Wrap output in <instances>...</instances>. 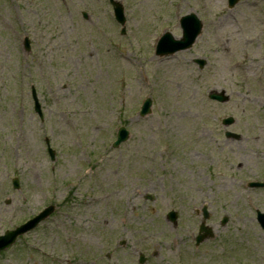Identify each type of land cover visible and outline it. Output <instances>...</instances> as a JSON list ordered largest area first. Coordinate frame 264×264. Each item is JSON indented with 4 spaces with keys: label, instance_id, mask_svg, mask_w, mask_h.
I'll list each match as a JSON object with an SVG mask.
<instances>
[{
    "label": "rangeland",
    "instance_id": "obj_1",
    "mask_svg": "<svg viewBox=\"0 0 264 264\" xmlns=\"http://www.w3.org/2000/svg\"><path fill=\"white\" fill-rule=\"evenodd\" d=\"M119 1L122 33L108 0H0V234L55 206L0 264H137L139 251L175 264L169 247L192 250L202 204L215 234L199 248L220 259L184 264H264V187L246 184L264 181V0ZM190 12L191 48L155 55ZM119 126L130 134L113 147Z\"/></svg>",
    "mask_w": 264,
    "mask_h": 264
},
{
    "label": "water",
    "instance_id": "obj_2",
    "mask_svg": "<svg viewBox=\"0 0 264 264\" xmlns=\"http://www.w3.org/2000/svg\"><path fill=\"white\" fill-rule=\"evenodd\" d=\"M237 0H229L230 5H233ZM113 6L114 15L115 18L120 22H124L123 17V8L120 5V3L110 0ZM182 38L181 39H173L170 33H167L160 41V44L156 50L157 54H169L173 53L177 50H182L190 47V45L194 42L196 36L199 34L201 29V22L198 20V18L193 14H188L182 18ZM25 46L28 47V41L25 39ZM200 65L203 63V61H198ZM32 95L35 101V109L37 112H39V106L37 104V99L35 96L34 91H32ZM210 98L216 99L218 101H224L228 97L224 96V93H210ZM150 106V100H146L142 106V114L146 113L149 110ZM232 122V118L228 117L224 120L225 124H229ZM227 136L233 137V138H240V135L226 132ZM128 137V132L124 129V127H120L117 133V140L114 142V146H117L120 142L126 140ZM51 159H53V152L49 151ZM53 208L48 207L45 210H43L41 213H39L33 220L29 221L28 223L16 228L13 231H7L4 235L0 236V250L6 248L9 246L15 239V236L17 234H20L24 232L26 229H29L34 224H36L41 218L45 217ZM258 217L261 221H263L264 215L259 214Z\"/></svg>",
    "mask_w": 264,
    "mask_h": 264
},
{
    "label": "flooded vegetation",
    "instance_id": "obj_3",
    "mask_svg": "<svg viewBox=\"0 0 264 264\" xmlns=\"http://www.w3.org/2000/svg\"><path fill=\"white\" fill-rule=\"evenodd\" d=\"M195 214L199 216V222L197 223V225L199 226L201 223L200 220H201L202 213L201 212H195ZM176 216H177L176 221L173 224L174 227L179 226V224H180L179 218H178V213H176ZM208 217H209V215H208ZM164 219L166 220V222H169L168 221V213L165 214ZM221 220L219 221L220 225H222ZM188 226L191 227L192 225L189 224ZM197 230H198V228L196 229V232H197ZM195 236L196 235H194V233H192L191 238H189L188 240H192L193 242H195ZM211 238L214 239V235ZM173 243H174L173 248L169 247V252H170L171 256H173V258L177 260V262H178L177 264H184V260L187 257H197L202 263H205L206 260L209 261V260H213V259H218V260L220 259V257H217L218 254H217V256L211 257L212 256L211 249H207L204 251H198V254L196 255V253L184 251V250H181L180 248H177L176 242H173ZM225 245H230V244L228 243ZM217 247H223V245H219V243H217ZM230 252H232L231 249L229 251H227L226 253L229 254ZM230 258H231L230 261H234V260H236L237 257L232 255V256H230ZM145 261H146V259L144 260V262ZM215 264H237V263L236 262H234V263L233 262H226V263L219 262V263H215Z\"/></svg>",
    "mask_w": 264,
    "mask_h": 264
}]
</instances>
